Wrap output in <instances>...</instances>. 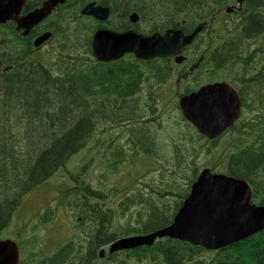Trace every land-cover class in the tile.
<instances>
[{
  "label": "trees",
  "instance_id": "16d2710c",
  "mask_svg": "<svg viewBox=\"0 0 264 264\" xmlns=\"http://www.w3.org/2000/svg\"><path fill=\"white\" fill-rule=\"evenodd\" d=\"M177 1L184 7L183 15L186 20L182 30L184 33L205 23L203 33L207 36L204 38L208 39L212 48L203 54L204 67L213 71V74L216 73L217 77L239 80L242 88L249 85L244 88L246 96L243 97L247 99L245 111L257 112L250 119L244 116L240 123L212 142L206 141L193 129L194 134L191 135L190 143L205 140V144L197 148L199 150L194 149L196 152H203L204 157L213 156L208 163H204L205 166H210L213 172H222L246 180L252 189V203L264 204V0H245L240 17L232 19L227 25L218 24L217 28L215 24L218 22L219 12L232 0ZM142 2L143 0H134V5H130L123 0L118 4L119 13L123 15L132 7L140 11H149L143 9ZM84 27L83 24L75 23L67 30L58 23L59 47L65 46L64 41L73 39L74 45L78 44L83 50L89 51L90 37ZM3 39L4 36L0 35V69L9 67L10 70L0 72V234L9 227L14 213L22 205L23 198L64 168L68 160L85 148L90 141L98 119L94 117L95 111H89L88 114L87 98L93 97L95 99L93 105L98 106L96 110H102L100 108L112 104L110 97L116 96L120 98L121 103L126 102L127 105H122L113 112L105 110L106 114H114L113 116L118 119H129L133 116L132 105L135 104L130 98L134 91L132 87L142 82L141 72L133 70L127 60L111 64L109 69L99 67V76L105 79V83L118 88L117 94L113 92L108 95L99 90L100 80H96L98 78L96 75H91V78L87 79L90 77V74H87L89 71H86L89 63L84 57L79 59L62 56L64 63L57 69L56 66L51 68L41 60L28 61V53L21 51L24 45L22 44L20 48L18 40L14 39L12 43L5 44ZM75 53L78 55V52ZM219 73L222 75L218 76ZM253 83H256V86ZM255 90L257 94L253 101ZM98 95L105 97L107 101H99ZM140 124L142 125L138 130L135 129L134 139L129 141L134 145L136 139L143 150L147 149L153 140L148 139L149 143L145 136L148 130L147 121ZM176 139L179 143L175 141ZM219 141L221 145L226 144L228 147H217ZM170 142L175 152H183V157L194 156L183 149L182 145L189 146L185 139L181 140V137L176 136L171 137ZM111 148H114V151L110 152V159L113 160L115 152L118 151L123 160L124 149L118 146L116 141L113 145H108L107 149ZM165 148L160 146L158 149ZM213 148L220 150L215 154ZM117 161L121 160L117 159L113 164L110 162L105 169L112 167L116 169ZM173 167L179 171L183 165L176 161ZM198 170L197 165H192V173L187 179L186 188L178 195V201H175L174 206L169 207L170 210L165 208L167 213L163 211V207L147 203L148 208H145V212L143 209L137 212L138 217L142 219L141 228L126 229L121 234L109 230L111 218L109 213L112 211L104 210L99 203L91 202L92 199L99 202L105 198L104 195L99 191H93L90 182L81 180L78 183L79 175L72 176L74 186L59 191L56 205L66 207L65 204L68 203L78 210L81 219L90 224L87 227L90 236L86 254L85 251L83 256L79 251L71 252L68 248L73 247L68 245V248H60L51 257H73L69 264H88L87 261L81 263V258L75 257L87 259L89 257L92 260V257H96L94 255L98 249L117 238L166 227L187 197L190 184L196 179ZM163 195L164 193H158L160 198ZM125 204L133 205L131 200L126 198L125 203L120 205L124 211L128 208ZM49 205L43 212H37L40 217L38 222L41 223L32 231L42 229L46 223L47 225L53 223L54 211H50L52 208ZM143 221H151L154 225L142 230ZM17 244L24 251L23 257H27L25 245L21 244L19 239ZM36 244L37 242H31L32 247ZM202 254L210 255L209 264H264V230L216 251H205L184 242L164 239L151 247L107 253L105 257L112 264H128L130 260L140 261L146 257L152 262L160 260L163 264H201L199 257ZM26 263L27 261L20 264Z\"/></svg>",
  "mask_w": 264,
  "mask_h": 264
},
{
  "label": "rangeland",
  "instance_id": "374dc122",
  "mask_svg": "<svg viewBox=\"0 0 264 264\" xmlns=\"http://www.w3.org/2000/svg\"><path fill=\"white\" fill-rule=\"evenodd\" d=\"M72 40L66 41L65 47L56 51L45 48L33 54L31 59L41 60L46 66L51 68L56 66V69L61 63H64L62 56L80 59L75 52L81 53L83 48L78 44L74 45ZM207 50L208 48L204 52ZM127 60L132 64L135 63L131 58ZM135 66L141 72L139 73L142 75V82L139 84L138 93L135 95L136 99L134 98L135 104L132 105L133 108L131 107L133 109L132 118L118 119V117L113 116L114 114H103L105 110L106 112L109 110L113 112L115 109L122 107V105H127L125 104L126 102L121 103L120 101L113 102L109 107L107 106L108 109H103L104 107H102V110L95 112L94 117L96 116L98 119L97 124L85 148L75 153L65 164V167L58 170L43 185L32 190L23 198L21 201L22 205L20 204L21 206L12 218L9 227L0 234V240L12 239L17 242V239L12 236L19 237L20 243L24 244L26 248L28 261L26 264H33L35 260L40 259L39 253L42 256H49L62 246H67L70 242L73 243L75 250L81 247L83 251L87 242H89L90 233L87 227L90 224L85 219L80 218L78 210L69 206L68 203L65 204L67 208L56 205L58 204L56 199L59 191L74 186L72 174L74 176L79 175L77 176L78 179L76 178L78 183L81 180L90 182L93 191H99L104 195L105 198L99 202L95 199H92L91 202L99 203L102 209H110L112 211V213H109L111 215L109 230L121 234L126 229L141 228L140 222L142 219L138 217L137 212L142 209L145 212V208H148L147 203L163 207V211L165 210L167 213L166 209L174 206L175 201H178V195H181L186 188L187 179L192 173V165L198 166V173L204 168H211L210 166H205V164L213 156L204 157L203 152L194 151V149L204 145L205 140L190 143L191 135L194 132L181 117L177 105L178 99L173 96L174 76L171 75L167 81L162 82L165 86L162 84L156 85V82H151L147 76V70L150 67L148 68L146 64L141 63H135ZM99 73L98 68L91 69L87 73L90 74L87 79L89 80L91 75H96L98 77L96 80L98 81L101 78ZM220 75L222 73H219L218 76ZM151 84L156 87L149 88ZM147 91L156 92L157 96L154 97L156 100H147L148 97H145ZM87 101H90V98H87ZM88 116L90 117V115ZM143 121H147L148 126H146L148 130L145 135L147 142H149L148 139L153 140L151 145L147 143L149 146L147 149H143L144 152L136 139L134 145L129 141L132 138L134 139L135 129L137 131L142 125L140 122ZM176 136L188 142V147H185L186 145H182V147L194 156L183 157V152H175L170 139ZM115 141L118 146L124 149L123 160L120 158L118 151L115 152L114 159H110V152H113L114 148L109 150L107 147L109 144L113 145ZM175 141L179 143L178 139ZM217 144L219 145L216 146L220 148L228 147L226 144L221 145V141L217 142ZM160 146H165L166 148L163 150L158 149ZM218 150L220 149L213 148L215 154L218 153ZM155 152L157 153L155 154ZM185 154L187 155V152ZM117 159L121 161H117L118 167L116 169L113 167L105 169L110 162L113 164ZM173 160L183 165L184 168L182 167L179 171L176 170L173 167L175 165ZM83 165L85 166L84 169L82 168ZM79 186L80 184L77 187ZM158 193H164L163 197L160 198ZM126 198H129L133 205L125 204L128 208L124 211L120 205L125 203ZM48 204L51 205V211H54L53 223L49 225L46 223L42 226V229L32 231L38 228V223H41L38 222L40 217L36 213L38 207L42 206L45 209ZM39 212L41 213L40 210ZM153 225L151 221H143L142 230H146ZM44 229L47 234L41 238L40 235L43 234ZM74 236L76 238H72ZM58 241L65 243L58 245ZM31 242H37V244L32 247ZM105 249L107 250V248ZM20 251L23 254L22 248H20ZM105 253L101 256V252L97 251L96 257H92V260L91 258L87 259V257L75 258H81V263L87 261L86 263L88 264H112L107 261ZM199 259L202 261L201 264H209L210 255L202 254ZM128 264L163 263L160 260L152 262L150 258L146 257L140 261L130 260Z\"/></svg>",
  "mask_w": 264,
  "mask_h": 264
},
{
  "label": "water",
  "instance_id": "95a60500",
  "mask_svg": "<svg viewBox=\"0 0 264 264\" xmlns=\"http://www.w3.org/2000/svg\"><path fill=\"white\" fill-rule=\"evenodd\" d=\"M24 1L0 0V24L13 20L17 30L28 32L65 0H49L27 16L18 18ZM236 1L241 4L243 0ZM226 12L230 13L231 9ZM80 14L105 21L109 12L107 8L90 3ZM130 19L135 21L136 15H131ZM201 28L202 25H199L188 36L180 31L167 30L162 35L155 33L146 37L132 31L114 33L100 29L93 34L91 52L98 62L116 61L131 54L143 61L174 58L180 63L183 60L180 57L182 49L191 43ZM45 38L38 39L35 46ZM178 105L183 117L208 140L218 137L240 114L239 98L226 83L202 87L180 98ZM251 195L246 181L213 174L205 168L191 184L188 196L170 225L145 236L119 239L110 245L109 251L150 246L156 239L162 238L186 242L208 251L223 249L264 229V205L252 204ZM19 258V249L13 241L0 240V264H18Z\"/></svg>",
  "mask_w": 264,
  "mask_h": 264
},
{
  "label": "flooded vegetation",
  "instance_id": "af4514ba",
  "mask_svg": "<svg viewBox=\"0 0 264 264\" xmlns=\"http://www.w3.org/2000/svg\"><path fill=\"white\" fill-rule=\"evenodd\" d=\"M47 1L49 0H25L21 7L19 16H27L33 10L40 8ZM133 1L134 0H124V3L134 5ZM121 2H123V0H66L63 4L57 5L53 12L45 17L36 26H34L27 35L23 36L22 30L17 31L16 24L13 21H7L4 24H0V35L4 36L3 41H5V44L12 43L14 39L18 40L20 48L22 47V44L24 45L21 48V51L23 50L25 53H28L30 58L33 54H36L45 48L51 51H56L59 48L57 45V31H60V29H58V23H61L62 27L64 26L67 28V30H70L74 24V21L77 25L82 24V22H80L81 19L86 21V23L83 24L85 25L84 30L89 33L88 36L90 37V40L92 35L100 29L110 31L113 30L116 32L133 31L134 33H138L139 35L145 37L151 36L155 33L161 35L166 30H178L184 35H188L193 30L191 29L186 33L182 31L186 21L183 15L184 7L182 5L180 6L177 0H143V9H149V11H140L138 8L132 7L128 9V11L123 15H121L118 10V4ZM235 2L236 0H232L229 4L233 7L231 14H222V10L219 12L217 16V25L229 24L232 19L236 20V18L240 17L239 15L242 11L243 3L240 7L236 5ZM90 3H93L94 6L107 8L109 12V18L103 22H98L90 17L81 16V10ZM133 14L136 15L135 21L130 19V16ZM226 16H230L231 18L228 19ZM219 18L221 19L219 20ZM90 20L94 21L89 23ZM43 35H48L46 41L38 47H34V41ZM200 36H203V38H200ZM204 36L207 35L202 32L190 45L183 48L181 56L184 58V60L181 63L175 62L174 58H156L150 62H147L146 64L148 68L150 67L149 70H147L148 78L151 82H156V85H161L162 82L167 81L169 76L173 75V96H175L178 101L183 96H188L191 93L197 92L203 86L226 82L232 88H234L238 94L241 106L245 107L243 105V101H247V99L244 98L246 96L244 93V88L249 87V85H246L244 88H242L241 82L239 80L234 81L232 78L225 79L216 77V73L213 74V71H209L204 67L202 53L209 47L210 44L208 39L204 38ZM90 40L89 45H91ZM85 51H87V49H85ZM106 65L109 64H104L103 67H106ZM134 66L132 69L136 70ZM98 85L99 90L106 92L108 95L113 92L116 93V90H118V88L114 87L112 84L107 85V83H105V79L102 78L100 79V83ZM162 85L165 86V84ZM253 85L256 86V83H253ZM153 87L156 86L153 84L149 86V88ZM132 88L134 91L130 98L134 100L136 93H138L139 85L136 84ZM256 94L257 93L255 90L253 94L254 96L252 98L253 101L256 99ZM149 96H151V98H149ZM155 96H157L156 92L147 91L145 97H148L147 100L153 101L156 100L154 99ZM97 97L101 100L104 99V97H101L100 95ZM110 98L116 100L115 96ZM106 108L107 107L104 106V109ZM103 114L108 115L105 111ZM239 122L240 121L238 120L236 123L238 124ZM71 259L72 258L70 257H57L54 264H69Z\"/></svg>",
  "mask_w": 264,
  "mask_h": 264
},
{
  "label": "bare ground",
  "instance_id": "6f19581e",
  "mask_svg": "<svg viewBox=\"0 0 264 264\" xmlns=\"http://www.w3.org/2000/svg\"><path fill=\"white\" fill-rule=\"evenodd\" d=\"M243 3H244V1H243ZM83 89V88H82ZM93 89H91V91H92ZM104 109V108H103Z\"/></svg>",
  "mask_w": 264,
  "mask_h": 264
}]
</instances>
